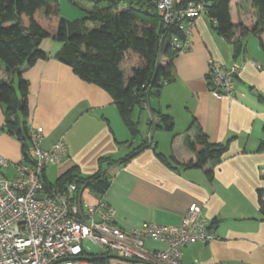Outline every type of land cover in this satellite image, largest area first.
<instances>
[{
  "label": "crops",
  "instance_id": "obj_1",
  "mask_svg": "<svg viewBox=\"0 0 264 264\" xmlns=\"http://www.w3.org/2000/svg\"><path fill=\"white\" fill-rule=\"evenodd\" d=\"M87 1L89 6L80 7L81 18L92 10L93 2ZM252 1L232 0L234 23H241L249 31L242 35L241 30H236L232 40L218 36L206 15L196 19L189 48L172 62L175 80L158 97L150 98L140 114L141 119L145 116L154 122L157 113L174 119L173 132L162 129L153 132V146L159 153L173 155L178 162L195 159L184 137L194 136L200 127L212 144L230 141L222 161L215 166L209 164L203 169L179 172L163 164L153 149H145L124 164L105 167L112 182L104 195L89 189L78 195L82 204L91 209L101 199L105 200L114 210L117 225L126 230L146 222L179 226L190 205H200L203 217L210 224L215 223L210 229L216 239L183 249L181 264H264V217L258 195L264 190V48L261 46L264 34L252 33L256 26ZM240 40L246 44L247 52L235 59L233 43ZM46 42L43 40L42 44ZM49 42L46 52L51 58L32 67L23 66L21 72L29 82V127L43 132L44 149H50L60 140L69 147V156L60 165L45 170L44 178L54 184L74 166L85 176L94 175L101 157L122 160L140 142L130 145L131 134L109 93L81 80L68 65L55 59L61 44ZM213 59L225 68H240L233 97L214 89L209 76V63ZM136 63L141 65L140 57L128 52L121 65L124 71L128 69L127 78L138 67ZM8 78L3 68L0 79ZM5 124L6 117L0 107V159L7 162L0 170L5 177L14 178L24 159L22 143L4 131ZM156 132L165 133L170 143L168 149L162 142L166 140ZM50 169L51 175H57L53 182ZM211 169L212 177L206 174ZM96 219L100 220L98 214ZM166 249V243H145L147 254ZM87 252L94 255L87 257H107V264H165L118 259L114 258L115 254L102 255L91 249Z\"/></svg>",
  "mask_w": 264,
  "mask_h": 264
},
{
  "label": "trees",
  "instance_id": "obj_2",
  "mask_svg": "<svg viewBox=\"0 0 264 264\" xmlns=\"http://www.w3.org/2000/svg\"><path fill=\"white\" fill-rule=\"evenodd\" d=\"M92 10L77 20L61 15L59 0H0V72L5 68L8 80L0 79V107L6 124L4 131L18 138L22 143L23 162L30 161L28 155L31 128L28 125L29 82L22 77L23 66L32 67L38 61H47L51 55L41 49L43 40L52 38L61 44L54 58L68 65L81 80L97 85L113 98L119 115L131 134L133 147L140 132L144 105L152 97H158L161 90L175 80L173 60L181 49L173 39L183 34L177 25L167 26L160 17L157 0H91ZM190 0L177 2L183 6ZM206 16L218 36L232 40L236 30L242 35L248 30L240 23L236 25L231 14L232 0H208ZM256 26L252 33L264 34V0H253ZM264 48V41H261ZM234 58L247 52L242 40L233 43ZM133 52L141 59V65L133 68L127 78L121 65L127 53ZM165 62L163 63V60ZM13 76L14 78H10ZM138 111V116L135 112ZM148 132L155 130L174 131V119L168 114L157 113L156 122L149 119ZM185 145L194 153L195 159L186 158L178 162L173 155L165 156L157 151L149 138L143 137L138 146L122 160L101 157L99 170L85 176L77 166L62 174L54 184L44 178V190L58 188L65 192L74 184L77 191L74 198L85 189L104 195L111 186V178L105 167L116 163L124 164L145 149H153L158 159L167 167L182 172L203 169L206 165L219 164L229 149L230 141L212 144L198 127L194 136L184 137ZM206 174L212 177L213 170ZM259 203L264 217V190L259 191ZM215 223L210 225L213 227ZM92 255L86 250L84 258ZM106 255V254H102ZM107 263V259L99 260Z\"/></svg>",
  "mask_w": 264,
  "mask_h": 264
},
{
  "label": "built area",
  "instance_id": "obj_3",
  "mask_svg": "<svg viewBox=\"0 0 264 264\" xmlns=\"http://www.w3.org/2000/svg\"><path fill=\"white\" fill-rule=\"evenodd\" d=\"M156 3L165 25L180 28L184 38L175 36L173 43L181 53L186 52L194 22L206 14L210 2L190 0L180 7L176 0H157ZM239 70L238 66L225 68L219 61L211 60L209 76L214 89L221 95L233 97ZM30 135V161L18 165L14 178L5 177L0 170V264H53L57 261L61 262L56 264H107L82 257L85 250L90 251L87 242L98 246L106 255L115 254L124 260L181 264L183 249L216 239L197 203L190 205L179 226L146 222L126 230L117 225L114 210L105 200L101 199L95 209H91L74 198L77 191L74 184L65 192L58 188L46 192V168L60 165L69 156V147L60 140L50 149H44L43 132L31 129ZM152 136V132L147 135L150 141ZM6 165L7 162L0 159V168ZM39 194L44 195L42 200L37 198ZM97 214L100 220L96 219ZM147 241L166 243L167 249L147 254Z\"/></svg>",
  "mask_w": 264,
  "mask_h": 264
},
{
  "label": "rangeland",
  "instance_id": "obj_4",
  "mask_svg": "<svg viewBox=\"0 0 264 264\" xmlns=\"http://www.w3.org/2000/svg\"><path fill=\"white\" fill-rule=\"evenodd\" d=\"M60 10H61V15L64 16V17H67L69 18L70 20H74V19H77V18H81V12H80V7H83V6H89V3L87 0H72L73 3L77 4H73L71 1L69 0H60ZM44 41H48L44 44H41V49L43 50H49V46H50V43L49 41H53L52 38H48L47 40H44ZM53 44L55 45H60L58 42L56 41H53ZM137 66H140L139 63H136ZM125 74L126 76H129V74H127L128 72V69L126 68L125 69ZM138 112L136 113V117L138 116ZM149 120V118H145V116L142 117L141 119V124H140V132L141 134L138 136L137 140L136 141H141L143 137L147 136V132H148V125H147V121ZM160 132V131H159ZM159 132H156V134H158ZM162 133V134H161ZM159 133L160 134V138L163 139V140H166L165 139V133L164 132H161ZM168 138V137H167ZM163 144H164V148L165 149H168V147H170V143L169 141H162ZM51 169L49 170V174H50V180L53 182L57 175L54 173L53 175H51ZM87 245L90 246V249L92 250V252H97V253H100V254H103L102 250L96 246L95 244L91 243V242H87L86 243Z\"/></svg>",
  "mask_w": 264,
  "mask_h": 264
},
{
  "label": "water",
  "instance_id": "obj_5",
  "mask_svg": "<svg viewBox=\"0 0 264 264\" xmlns=\"http://www.w3.org/2000/svg\"><path fill=\"white\" fill-rule=\"evenodd\" d=\"M254 94H256L255 91H254ZM37 198L40 199V200H42V199L44 198V195H43V194H39V195L37 196ZM106 258H107V257H105V256H95V257H86V260H88V261H98V260L106 259ZM114 258L122 259V258H120L119 256H114ZM58 262H61V261H57V262H55V263H53V264H56V263H58Z\"/></svg>",
  "mask_w": 264,
  "mask_h": 264
}]
</instances>
